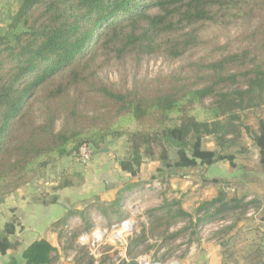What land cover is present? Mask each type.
I'll return each mask as SVG.
<instances>
[{
	"label": "trees",
	"instance_id": "16d2710c",
	"mask_svg": "<svg viewBox=\"0 0 264 264\" xmlns=\"http://www.w3.org/2000/svg\"><path fill=\"white\" fill-rule=\"evenodd\" d=\"M255 16L260 19L253 31L243 35L249 44L242 51L192 61L185 76L173 73L158 84L140 82L132 90H123L98 75L112 58L140 62L145 56L162 54L176 59L201 44L200 31L207 25ZM99 50L107 55H100ZM207 98L212 99L210 105L204 103ZM262 103L264 0H21L0 33V190L39 165L79 155L85 145L96 153L104 148L106 138L123 134L130 136V157L120 166L132 177L143 170L141 144L148 156L153 154L152 144L162 148L161 160L172 169L162 177L167 180L220 161L235 167V158L247 151V145L236 146L242 137L236 114ZM36 109L43 114L40 123L31 121ZM61 115L62 126L57 130ZM210 135L217 149L203 148V138ZM252 140L264 171L263 120ZM170 148L177 157L173 162ZM137 184L127 183L123 189ZM240 203L221 189L216 198L200 204L195 211L197 221L212 222ZM49 204H59V196ZM67 211L58 221L61 238L69 217L80 214L86 223L68 238L66 247L70 248L91 225H87V211ZM149 213L155 216L153 229L159 237L179 220L192 217L180 199L166 201ZM19 226L15 220L4 224L2 255L20 249ZM143 236L142 232L130 240V251ZM21 250L23 264H52L56 248L41 238ZM84 254L87 258L79 256L75 264H96L93 256ZM129 264L138 260L132 258Z\"/></svg>",
	"mask_w": 264,
	"mask_h": 264
},
{
	"label": "rangeland",
	"instance_id": "374dc122",
	"mask_svg": "<svg viewBox=\"0 0 264 264\" xmlns=\"http://www.w3.org/2000/svg\"><path fill=\"white\" fill-rule=\"evenodd\" d=\"M20 3L21 0H0V33L5 31ZM259 19V16H255L251 20L238 18L232 22L209 24L200 31L201 44L188 50L181 57L168 59L162 54H157L145 56L140 62L130 57L123 60L112 58L99 69L98 75L104 81L123 90H132L140 82L158 84L160 78L173 73L185 76L188 72L186 66L192 61L212 60L220 55L242 51L249 44L243 35L253 31ZM99 53L107 55L100 50ZM102 59L104 56L100 57V60ZM211 102V98L204 101L206 105H210ZM236 115L238 119L235 120V124L240 127L242 133L236 146L244 144L255 149L252 136L258 132L260 120L264 122V103L240 111ZM62 117L61 115L56 122L57 130L62 126ZM31 121L42 122V112L36 109ZM129 145V134L109 136L103 143L104 148L96 153L92 152L88 159H83L80 154L61 157L45 167L37 166L18 182L4 184L0 190V232L8 221L15 220L21 224L19 218L24 221L28 211L74 209L87 211V225L91 227L86 233L78 235L74 245L67 248L68 238L86 223L82 216L77 214L71 217V223L66 222L65 227L62 225L64 227L62 241L65 246L63 255L71 257L69 264H75L79 256L87 258L85 251L93 256L96 264H113L114 259L120 258L124 248L127 255L135 259L147 257L151 261L165 262L174 257H183L189 251L192 242H202L199 226L203 222L197 221L198 215L195 211L204 201L216 198L221 185L207 187L204 181L197 179V173L190 174L189 180L193 185H196V182L199 185L196 189L189 188L190 194H182L181 188H177L175 183L183 177L175 175L168 180L162 178L172 169L165 168L161 160L162 148L155 144H152L151 156L146 154V147L141 144L145 160L143 170L136 177H132L120 166L121 161L130 157ZM202 146L206 149H217L215 137L205 136ZM169 157L172 162L177 158L174 149H169ZM158 167H162L163 172H158ZM198 175L200 176V173ZM135 182L138 184L131 190L123 189L127 183ZM66 184L69 186L61 187ZM173 184L175 186H172ZM228 193L231 196L237 194L234 187ZM243 193L238 192L239 195ZM55 196H59L61 205L49 204ZM175 199H180L181 206L186 211H192V217L179 220L171 226L169 232L159 237L157 229H153V226L157 225L155 216L149 211ZM240 202L238 208L232 211H248L251 206L253 207L243 200ZM256 202L259 203L258 206ZM256 202L254 203L256 208L264 204L262 200ZM114 211H119V214L115 215ZM162 211L157 212V215ZM127 220L133 222V230L128 233L122 229V223ZM53 226L56 230L57 227H61L58 221ZM19 227L23 229L21 225ZM142 232L144 236L140 245L130 251V240ZM176 233L179 234L171 236ZM83 236H87L89 242H82ZM206 236L205 240L211 238L209 233ZM232 248L234 250L236 245L234 244Z\"/></svg>",
	"mask_w": 264,
	"mask_h": 264
},
{
	"label": "crops",
	"instance_id": "0c3cea01",
	"mask_svg": "<svg viewBox=\"0 0 264 264\" xmlns=\"http://www.w3.org/2000/svg\"><path fill=\"white\" fill-rule=\"evenodd\" d=\"M254 148L247 146V151L235 158V167L227 161H220L211 166L186 170L183 178L176 181L175 184L177 188H181L182 194H190L189 188L196 189L199 184L196 182V185H193L189 177L190 174L197 173V179L202 181L205 179L206 182L203 183L207 187L221 185L219 189H224L229 198L243 200L246 204L253 205L248 211H225L220 218L208 222L215 223L209 231L211 238L204 242H192L187 254L172 258L178 260L179 264H264V204L258 208L254 206L256 201L264 202V171L259 168L257 163L259 151L255 146ZM212 179H219L222 182L219 184L209 182ZM233 187L237 194L231 196L228 191H232ZM238 192L244 193L239 195ZM212 199L214 198H210ZM61 202L59 200V205L62 204ZM256 203L258 206L259 203ZM67 212L28 211L24 221L19 218L23 227L22 230L18 229L16 234L22 242L20 249L9 250L3 255L0 253V264H14V262L23 264L21 249L41 238L47 239L56 248L52 253V264H62V262L69 264L72 259L63 255L65 246L59 235L62 228L57 227L56 230L53 226L56 221L66 217ZM188 212L192 213V211ZM70 221L71 217L67 219V223H71ZM234 244L236 248L233 250ZM131 259L124 248L120 258L114 259L113 264H129Z\"/></svg>",
	"mask_w": 264,
	"mask_h": 264
},
{
	"label": "built area",
	"instance_id": "2783aa9c",
	"mask_svg": "<svg viewBox=\"0 0 264 264\" xmlns=\"http://www.w3.org/2000/svg\"><path fill=\"white\" fill-rule=\"evenodd\" d=\"M93 149L92 147L85 145L81 148L80 151V156L83 159H88L90 157V155L92 154ZM215 223H202L199 226V232H200V236H201V241L204 242L205 239L207 238V234L209 233V231L212 230V227H214ZM122 229L125 230V232H131L133 230V222H131L130 220L124 221L122 223ZM124 232V233H125ZM81 241L84 242H89V238L87 236H83L81 238ZM95 243V241L93 242V244ZM138 260V264H179L178 260L175 259H170V260H166L165 262H159V261H151L150 259H148L147 257H141Z\"/></svg>",
	"mask_w": 264,
	"mask_h": 264
}]
</instances>
